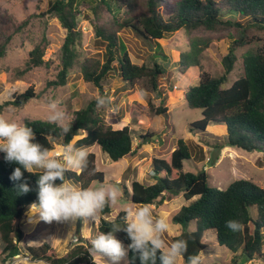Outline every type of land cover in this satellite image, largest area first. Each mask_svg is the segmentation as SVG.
Segmentation results:
<instances>
[{"label":"trees","instance_id":"1","mask_svg":"<svg viewBox=\"0 0 264 264\" xmlns=\"http://www.w3.org/2000/svg\"><path fill=\"white\" fill-rule=\"evenodd\" d=\"M85 1L52 0L47 10L32 13L18 27V30L24 28L33 18L47 17L57 18L66 29L61 47V69L57 78L48 82L49 85L54 88L65 85L70 71L79 65L83 79L100 90H103L110 73L118 70L129 89L139 87L142 91L156 93L159 92L160 79L167 72L166 65L157 57H166L159 39L182 28L186 29L190 34V50L182 53L178 61L180 70L185 71L190 67L201 66L200 56L204 50L228 31L231 42L222 59L224 72L218 76L203 72L198 84L190 86L184 94L188 106L200 109L203 115L191 122L189 129L191 132L207 133L213 124L220 125L226 131L225 137L214 142V147L230 146L247 152L257 151L264 157V0H94V3L89 2V7L93 14L95 34L106 46L103 61L95 56L80 59L83 32L79 28V14L80 5ZM163 5L169 6L171 10L168 16L161 11ZM127 28L156 44V53L142 64L133 62L127 48L120 42V33ZM12 36L10 34L0 40V58L5 56ZM49 44L50 40L43 32L21 60V65L17 62L16 76H24L35 68L49 65V61L44 59ZM240 48L247 49L238 56ZM238 63L241 68L239 76L225 87L228 75ZM34 97L36 93L32 87L15 93L13 99L0 104V114L10 104L22 107ZM148 104L154 115L168 113L163 103L156 106L149 101ZM72 120L71 131L66 135H62L55 124L45 119L27 118L24 124L33 129L34 142L51 151L57 145L74 144L77 148H89L97 144L113 161L136 153L133 129L129 125L115 128L108 124L98 110L95 99L76 110ZM79 135L82 136L75 140ZM151 136L149 132L141 134V144L146 143ZM4 156L5 153H2L0 157V255L3 260L23 254L32 260H43L50 264H101L90 256L85 244H75L66 256H59L49 243L39 246L21 243L25 236L21 221L28 206L37 200L36 182L39 174H30L21 168L23 180L28 182L32 190L27 194H19L16 185L22 181L14 182L10 180V175L20 165L6 162ZM191 158L189 145L181 138L177 147L166 157L153 158V183L137 179L128 183L129 172L117 183L124 198L140 207L153 204L157 207L181 194L186 200L198 196L189 204L182 205L173 215L174 222L182 225L193 222L195 228L181 230L173 235L167 232L163 237L167 243L175 239L187 241L184 261L188 255L206 249L203 237L208 229H215L219 245L232 252L231 264H244L255 258L264 259V187L247 178L234 180L224 189L210 186L207 171L184 170L185 161ZM95 160V153L90 152L88 168L81 174L68 171L65 178L84 188L89 187L92 181L103 182L105 172L97 168ZM56 183L61 181L57 180ZM110 213V205L102 211L103 215ZM126 216L127 213L123 211L115 220L100 218L98 231L107 233L114 224L124 226ZM228 220L241 222L244 230L233 233L225 226ZM115 236L126 245L131 243L124 231L115 233ZM75 237L79 238L76 232ZM132 256L129 250L127 259L131 261ZM135 264H140L138 258ZM157 264H160L159 259Z\"/></svg>","mask_w":264,"mask_h":264},{"label":"rangeland","instance_id":"2","mask_svg":"<svg viewBox=\"0 0 264 264\" xmlns=\"http://www.w3.org/2000/svg\"><path fill=\"white\" fill-rule=\"evenodd\" d=\"M87 1L80 5L79 28L83 32L82 44L79 47L80 59L95 56L103 61L106 46L95 34L92 24L93 14L89 7V2L94 3L95 1ZM51 2L52 0H0V40L10 34L13 35L5 56L0 58V104L13 99L15 93L24 92L29 87H32L36 93V97L31 98L24 106L17 107L10 104L0 115L19 123H24L27 118L47 120L46 101L58 99L61 102L60 107L72 118L76 110L86 106L96 96H105L110 98L111 103L103 108H98V110L105 116L106 122L113 127L122 128L129 125L133 129L136 153L119 161H113L99 145L89 147V152L96 155L97 168L105 172L103 182L92 181L89 187H98L102 183L110 182L116 184L120 189L119 201L115 205H110L111 213L108 215L101 213L95 222L91 220L83 222L81 219L79 238L75 237L79 220L75 225L55 221L51 224L43 221L33 224L29 223L27 216L24 215L21 221L25 233L21 242L23 245L39 246L49 243L56 249L59 256H66L71 248L78 243L85 244L89 248L90 238L99 232L100 218L115 220L120 212L125 211L128 214L129 210L135 211L140 207L124 198L123 191L117 182L123 180L125 174L129 172L128 183L133 179L153 183V158L166 157L177 147V142L181 138L189 145L192 154V158L185 161L184 170L207 171L210 186L224 189L234 180L247 178L264 187V157L262 153L247 152L230 146L214 147V142L225 137L226 131L220 125L213 124L207 133L191 132L189 129L190 123L202 118L203 115L200 109H192L188 106L184 94L190 86L198 84L203 72L213 76L221 75L224 72L222 59L227 54L231 42L227 36L228 31L224 32V36L220 40L213 41L204 50L200 56L201 66L190 67L185 71L180 70L181 66L178 61L182 53L190 50V34L186 29L182 28L159 39L158 42L165 51L168 60L163 55L157 56L158 60L166 65L167 72L160 79L159 92L156 93L142 91L139 87L129 89L118 70H113L110 73L104 82L103 90H100L94 84L83 79L79 65L70 71L65 85L54 88L48 82L57 78V73L61 69V47L66 36V29L61 26L57 18L44 17L33 18L27 26L18 30L24 19L34 12L41 13L47 10ZM161 11L166 16L171 12L167 5H163ZM43 32L50 40L44 56V59L49 61V65L35 68L24 76H16L17 62L21 65V60L33 48ZM120 42L127 48L133 62L138 64H142L157 51L155 42L145 40L130 28L121 31ZM246 49L240 48L237 51L238 56ZM240 72V63H238L228 75V81L224 86L228 87L237 79ZM149 101H152L156 106L163 103L168 108V113L166 115L152 114ZM146 132L151 133L152 136L147 138L146 143L141 144V134ZM81 136H77L75 140ZM62 147L57 145L53 151L57 157L62 155ZM2 153L0 152V157ZM197 197L186 200L181 194L175 199L164 201L160 206L156 207L154 204L150 206L155 217H164L169 221L168 233L173 235L178 234L181 230L195 228L193 222L186 225L174 222L173 215L182 205L189 204ZM70 231L72 234L67 236ZM116 238L127 248V245L119 237L116 236ZM203 241L207 244L206 249L201 252L203 264H231L233 254L225 246L219 245L215 229H208L204 234ZM0 246H2L1 240ZM93 258L98 263L105 264L100 257ZM33 261L43 260H32L23 254L14 259L3 260V256L0 255V264H31ZM43 262L50 264L46 261ZM122 263L124 261H121ZM179 264H184V261H180ZM244 264H264V259L255 258Z\"/></svg>","mask_w":264,"mask_h":264},{"label":"clouds","instance_id":"3","mask_svg":"<svg viewBox=\"0 0 264 264\" xmlns=\"http://www.w3.org/2000/svg\"><path fill=\"white\" fill-rule=\"evenodd\" d=\"M97 108L111 103L110 98L98 95L95 97ZM58 99L46 101L47 122L55 124L62 135L71 131L72 118L60 107ZM33 129L24 123L10 120L0 115V152L9 163H17L10 175L12 181H22L16 185L19 194H27L32 189L23 180L21 168L30 174H39L37 180V200L28 206L25 215L29 223L41 221L51 224L75 223L82 219L97 221L103 209L115 205L121 196L116 184L106 182L98 187L84 188L65 178V173L74 171L83 173L88 168L90 152L87 146L80 148L74 144L64 145L62 155L57 157L49 148L34 142ZM95 170L93 171L94 174ZM59 180L61 183L57 184ZM225 226L233 233L242 232L244 225L236 220L226 221ZM169 221L164 217H155L150 205H144L135 211L129 210L124 226L114 224L111 231L98 232L90 238L88 252L92 257H100L105 264H179L184 261L188 244L184 239H175L171 243L164 240L169 231ZM124 231L131 243L127 248L118 240L115 233ZM72 231L67 236L71 235ZM133 253L132 260L127 259L128 252ZM159 254V255H158ZM31 264H44L33 261ZM184 264H203V254L188 255Z\"/></svg>","mask_w":264,"mask_h":264},{"label":"water","instance_id":"4","mask_svg":"<svg viewBox=\"0 0 264 264\" xmlns=\"http://www.w3.org/2000/svg\"><path fill=\"white\" fill-rule=\"evenodd\" d=\"M80 220L77 224V229H76L77 236H79L81 234V221Z\"/></svg>","mask_w":264,"mask_h":264},{"label":"built area","instance_id":"5","mask_svg":"<svg viewBox=\"0 0 264 264\" xmlns=\"http://www.w3.org/2000/svg\"><path fill=\"white\" fill-rule=\"evenodd\" d=\"M26 257H28V256H26ZM29 258V257H28Z\"/></svg>","mask_w":264,"mask_h":264}]
</instances>
